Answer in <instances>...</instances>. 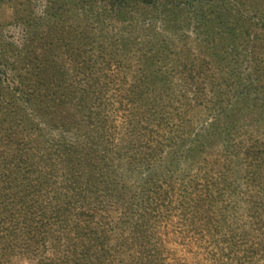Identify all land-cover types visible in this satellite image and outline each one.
Segmentation results:
<instances>
[{
  "label": "trees",
  "instance_id": "1",
  "mask_svg": "<svg viewBox=\"0 0 264 264\" xmlns=\"http://www.w3.org/2000/svg\"><path fill=\"white\" fill-rule=\"evenodd\" d=\"M48 1L47 8L39 13L31 8L29 14L21 15L15 10L10 25L19 31L18 44L8 39L13 36L0 24V67L9 71L6 78L0 73V264H12L14 258L37 261L35 264H125L117 257L121 250L111 254L108 247L110 227L124 220L139 247L130 264H155L162 259L155 246L158 237L153 236L152 243L150 237L140 233V219L128 220L140 210L141 218L158 217L157 221L171 212L178 189L158 175L159 163L167 150L172 151L168 159L170 165L177 166L181 160L188 159L190 152L200 151L204 141L215 138L212 132L204 131L193 139L182 136L179 143L170 126L173 115L181 131H187L183 114L190 111L191 104L185 89L195 88L197 96L202 95L203 82L210 79L207 74L210 62L191 55L188 46H184L188 53L178 58L174 71L186 81L181 86L183 96L180 97L187 103L182 113L174 109L165 117L166 112L157 110L155 100L160 102L156 99V90L169 87L165 77L170 74L155 70L158 57L152 46L147 49L137 38L132 42L121 38L119 42L124 48L134 42L140 52V67L131 77L134 83H123L126 78L123 73L132 68L113 56L118 67L107 72L110 83L102 86V75L95 77L94 73L102 71V63L99 56L85 54L83 40L97 45L96 38L91 36L93 29L103 33L113 22L123 33L133 34L142 26L145 33L153 34L160 17L172 22L192 9L193 2L210 8L198 14L201 16L198 25L204 21L201 26L211 38L209 51L216 47L215 51L219 52L215 58L223 65L221 85L227 90L220 88L216 106L219 120L211 126L216 128L219 121L220 128V120L237 119L243 109L254 107L256 101L264 108V97L258 99L264 88L256 85L264 77V67L257 54L258 40L252 32L264 22V16L258 15L259 10L255 8L258 0ZM27 2L30 0L20 5ZM254 8L256 18L247 16ZM209 17L214 20L208 21ZM166 28L175 31L179 26L174 22L172 26L168 23ZM182 38L189 40L186 35ZM162 45L167 53L173 52L169 42L164 41ZM97 46L101 56L108 57L103 60V65L108 67L110 58L104 55L103 44ZM5 50L12 52L4 59ZM242 52L246 54L244 64L241 63ZM245 64L249 66H243ZM22 66L28 69L26 73H31L30 78L22 74ZM25 81L34 84L28 85ZM117 82H122L124 90H115L109 96L111 84ZM142 108L144 114L151 116L146 117ZM72 111L82 118L70 117ZM116 111L127 113V136L120 138L112 150H107L105 134L110 113ZM28 123L33 126V132L36 129L47 133L49 149L38 163L44 170L42 174L36 164H32L31 169L26 168L23 160L22 152L34 138L30 136V141L20 138L17 132L18 128L27 131L24 124ZM53 131L58 133H51ZM186 133L191 135V132ZM221 135L219 129V137ZM236 155L247 163V177L261 173L264 144L253 141L241 147ZM135 176H141L143 183L133 191L130 182ZM187 195L188 192L183 191L180 198L186 200ZM262 200L249 209V215L261 225L259 231H262V238L255 240L251 247L252 259L257 258L260 247L264 248V198ZM198 202L197 197L195 208ZM184 205L183 202L180 206ZM111 211L120 216L113 219ZM251 226L254 229L253 224ZM249 234H242L241 238L246 239ZM47 252L55 258H44Z\"/></svg>",
  "mask_w": 264,
  "mask_h": 264
},
{
  "label": "rangeland",
  "instance_id": "2",
  "mask_svg": "<svg viewBox=\"0 0 264 264\" xmlns=\"http://www.w3.org/2000/svg\"><path fill=\"white\" fill-rule=\"evenodd\" d=\"M23 1L25 0H3L0 3V24L5 29V32L14 38L8 39L16 44L19 42L20 34L18 30L13 28V25H10L13 22L15 10L21 15L29 14L31 8L39 13L49 5L48 0H30L31 3L27 2V5L21 6L20 4ZM256 3L255 8L259 10L258 15L264 16V0H258ZM255 8L248 11L246 13L247 16L256 18ZM207 9L210 8L202 7L198 3L193 2L192 9H188L178 18H174L172 22L160 17L153 34L145 33V30L141 28L142 26L138 27L139 30L133 34L123 33L116 29L117 26L114 22L103 33L98 29H93L91 36L96 38L97 45L103 44L105 48L104 55L108 54L110 58L107 64L108 67L103 65V60L105 58L108 59V57L101 56V50L91 40H83L84 47L82 49L85 54L89 53L94 58L99 56L98 60L102 63V71H95L94 73L95 77L99 74L102 75L100 84L104 86L110 83L107 72L111 73L112 70H116L118 67L112 59L113 56L132 68L123 73V76H126L123 83H134V79L131 78L132 74L137 73L140 67V52L135 43H131L134 38H137V42L143 43L142 45L147 49L152 46L154 53L158 57L155 70L170 74V76L165 77L169 87L165 89L158 87L156 90V94H158L156 99L160 102L157 103L155 100L159 107L157 110L166 112L164 116L167 117V112L174 109H180L182 113L187 100L191 104L190 111L183 114L187 131H181L175 116L172 115L170 120V126L176 132L174 137L178 138L177 142L181 143L183 137L187 138L188 136L193 139L195 135L204 131L212 132L215 136L211 141H204L200 151L190 152L188 159L181 160L177 166H171L169 163L170 160L168 159L171 158L172 151L167 150L162 155L163 160L159 163L158 175L167 184H172L174 188L178 189V192L174 194L170 213L163 214L164 217L157 221L158 217L147 216L146 218H141L142 211L140 210L138 214L128 220V222H133L140 219V223H142L140 233L145 237H150L152 243L155 240L153 236L158 237V240L155 241V246H158L162 259L155 264H264L263 247H260L256 259L250 257L251 247L255 240L258 241L262 238V231H259L261 225H258L257 221L249 215L251 206L255 203H260L264 198V167L260 174L257 173L256 177H247V163L242 157H237L236 155L241 147H247L253 141L261 145L264 144V108H260L256 104L259 101H256L254 102V107L243 109L237 119L233 120L229 117L225 121L220 120V128L219 121L216 128H211L215 120H219L216 106L219 103L220 88L222 87L226 90L227 88L223 84L221 85L223 77V67L221 68V66L223 65L218 58H215L219 51H215L216 47L214 46L212 47L214 49L209 51L212 46L209 44L211 38L206 33V29L201 26L204 21L198 25V21L201 19L198 14L201 13V10ZM214 10L216 11L217 9ZM213 20V17L208 18V21L212 22ZM174 22L179 26V29L175 31L168 30L166 28L167 24L169 23L172 26ZM259 25L252 32L255 40H258L256 42L257 54L264 67V22ZM183 35L188 36L189 40L185 41L182 38ZM121 38L131 41L127 48H124L119 42ZM164 41L170 43L173 50L172 53L171 51L168 53L164 51L162 45ZM185 45L191 50L192 53L189 51L191 55L206 58L210 62L207 70L210 79L207 78L203 82L202 95L198 97L194 90L195 88L189 85L191 88L185 89L187 100L180 97L183 96L180 93L182 90L181 86L186 81H183L180 74L174 71L178 58H184L188 53L185 52ZM200 50L205 54L203 55ZM10 52L12 51L7 50L6 57L3 58L10 57ZM245 55V52L241 53L242 64L246 61ZM25 66L27 67V65ZM243 66H249V64ZM257 66L259 68V65ZM20 68L23 70L22 74L25 78L31 77L30 72L27 71L26 73L28 69L23 66ZM0 73L3 78L9 75V71L5 67H0ZM72 79L75 81V78ZM25 82L28 85L34 84V82L30 81ZM77 83L79 84L80 82ZM256 85L259 88H264V77ZM118 89L124 90L122 82L111 84L109 96ZM261 90L263 91L260 92L259 100L264 97V89ZM152 103H154L153 100L149 101V104L152 105ZM146 104H148V101ZM116 108H120V105H116ZM143 111L144 108L141 110L144 114ZM126 114L123 111L110 113L108 132L105 134V148L107 150H112L116 142L120 141V138L124 135L127 136L128 122ZM144 115L146 117L151 116L150 114ZM72 116H76L79 119L82 118L73 111L70 112V117ZM52 122L57 121L53 120ZM24 127L27 128V131H24V128H18L19 137L29 139V141L30 136L34 138V142H30L22 152L26 168L31 169L32 164H36L37 168L41 170L39 173L42 174L44 170L42 166L38 167V163L47 155V149H49L45 137L47 133L36 129H34L36 132H33V126L30 123L24 124ZM219 129L222 134L220 137ZM186 132H191V135ZM51 133L58 132L53 131ZM56 138L58 139V136ZM61 172H58V175ZM171 172H173V175L169 176ZM131 180L130 187H132L133 191L143 183L141 176H135ZM183 191L188 192L186 200L180 198ZM197 197L200 202L197 203L195 208L194 200ZM183 202L185 205L182 208L180 205ZM135 211L137 210L135 209ZM111 213L113 219H117L120 216L119 213L114 211H111ZM252 224L254 229L251 226ZM110 229L112 233L108 247L112 250L111 254H114L116 250H121L118 252L117 257L120 258L119 260H124L125 264H130L135 257L134 255L138 253L139 248L135 245L138 241L134 237L133 232H131L129 225L125 224V220L119 225H113ZM125 229L130 230V232L125 231ZM248 233H251L248 238H241L242 234L247 235ZM123 252L126 254H123ZM44 258L54 259L55 256L51 252H47ZM35 263L25 258H14L12 261V264Z\"/></svg>",
  "mask_w": 264,
  "mask_h": 264
}]
</instances>
